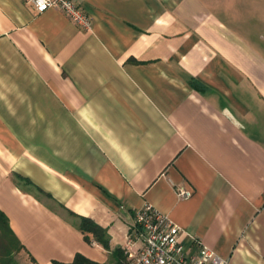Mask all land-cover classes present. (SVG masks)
<instances>
[{
    "label": "crops",
    "instance_id": "obj_1",
    "mask_svg": "<svg viewBox=\"0 0 264 264\" xmlns=\"http://www.w3.org/2000/svg\"><path fill=\"white\" fill-rule=\"evenodd\" d=\"M77 2L90 31L0 0V212L16 261H126L148 204L227 264H264V0Z\"/></svg>",
    "mask_w": 264,
    "mask_h": 264
},
{
    "label": "built area",
    "instance_id": "obj_2",
    "mask_svg": "<svg viewBox=\"0 0 264 264\" xmlns=\"http://www.w3.org/2000/svg\"><path fill=\"white\" fill-rule=\"evenodd\" d=\"M26 2L39 13L47 9H58L82 30L92 29L91 18L77 0H26ZM177 196L186 200L190 198L191 193L184 188H178ZM135 226L139 230L138 239L141 246L133 251V243L126 244L125 264H227L226 260L203 247L197 238L187 234L148 204L136 211ZM185 237L192 243L191 251H187L184 246Z\"/></svg>",
    "mask_w": 264,
    "mask_h": 264
},
{
    "label": "trees",
    "instance_id": "obj_3",
    "mask_svg": "<svg viewBox=\"0 0 264 264\" xmlns=\"http://www.w3.org/2000/svg\"><path fill=\"white\" fill-rule=\"evenodd\" d=\"M79 229L85 235L86 241L90 242L92 238L97 244L105 250H109V236L106 229L88 218H79ZM22 245L12 233L6 216L0 212V264H19L15 256L22 250ZM55 264H100L91 261L81 254H76L71 263ZM116 264H125V260L120 254Z\"/></svg>",
    "mask_w": 264,
    "mask_h": 264
},
{
    "label": "rangeland",
    "instance_id": "obj_4",
    "mask_svg": "<svg viewBox=\"0 0 264 264\" xmlns=\"http://www.w3.org/2000/svg\"><path fill=\"white\" fill-rule=\"evenodd\" d=\"M18 261H19L20 264H23L19 259H18ZM27 264H30V263H27Z\"/></svg>",
    "mask_w": 264,
    "mask_h": 264
}]
</instances>
